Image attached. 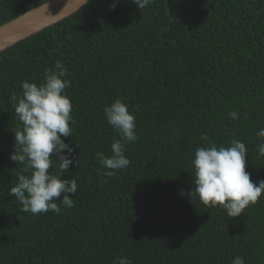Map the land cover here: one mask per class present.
Returning <instances> with one entry per match:
<instances>
[{"label":"trees","instance_id":"1","mask_svg":"<svg viewBox=\"0 0 264 264\" xmlns=\"http://www.w3.org/2000/svg\"><path fill=\"white\" fill-rule=\"evenodd\" d=\"M49 0H0V25ZM91 0L0 52V264H264V194L241 216L178 195L194 181L197 147L232 139L246 171L264 180V0ZM59 60L72 104L74 207L33 215L9 190L24 165L10 160L11 106L21 82L39 84ZM116 98L135 116L127 168L104 175L97 152L120 137L103 109ZM236 112L233 120L229 113ZM55 159V157H52ZM53 161L50 173L58 170ZM194 183L192 187L194 188Z\"/></svg>","mask_w":264,"mask_h":264},{"label":"clouds","instance_id":"2","mask_svg":"<svg viewBox=\"0 0 264 264\" xmlns=\"http://www.w3.org/2000/svg\"><path fill=\"white\" fill-rule=\"evenodd\" d=\"M152 0H132L138 9L148 6ZM119 0H112L114 9ZM67 69L57 60L53 69H46L43 81L39 84L21 82V93L13 94L11 106L20 122L14 131V148L10 160L24 165L23 172L17 174L16 183L9 190L22 205V211L33 215L53 211L61 212L57 201L67 208L74 207L73 194L77 182L73 179H60L73 164L74 148L63 138L70 137L72 129V104L66 94L70 87ZM108 124L116 131L119 139L111 144V155L97 152L95 158L106 169L104 175L112 177L116 170L127 168L130 160L125 155V142L137 140L135 116L121 98H116L103 109ZM229 116L235 120L236 112ZM258 140H264V128L256 132ZM208 141L207 146L197 147L191 161L195 179L190 190H179L178 195L191 200H199L205 206H221L227 217L241 216L244 209L255 204L264 194V180L253 182L246 171L247 148L242 141L232 139L227 147H218L209 140L207 133L201 136ZM258 152L264 156V142L257 145ZM55 157L53 159L52 157ZM58 161L55 174L49 169L53 161ZM194 183V188L192 184ZM113 264H131L130 259L116 257ZM232 264H245L237 256Z\"/></svg>","mask_w":264,"mask_h":264},{"label":"water","instance_id":"3","mask_svg":"<svg viewBox=\"0 0 264 264\" xmlns=\"http://www.w3.org/2000/svg\"><path fill=\"white\" fill-rule=\"evenodd\" d=\"M91 0H49L0 26V52L69 17Z\"/></svg>","mask_w":264,"mask_h":264},{"label":"bare ground","instance_id":"4","mask_svg":"<svg viewBox=\"0 0 264 264\" xmlns=\"http://www.w3.org/2000/svg\"><path fill=\"white\" fill-rule=\"evenodd\" d=\"M1 26V25H0Z\"/></svg>","mask_w":264,"mask_h":264}]
</instances>
